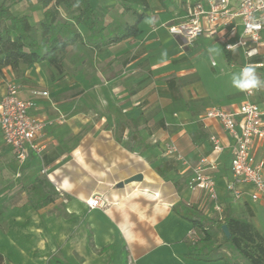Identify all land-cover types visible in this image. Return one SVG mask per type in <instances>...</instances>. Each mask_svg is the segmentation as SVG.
Here are the masks:
<instances>
[{
    "label": "crops",
    "instance_id": "1",
    "mask_svg": "<svg viewBox=\"0 0 264 264\" xmlns=\"http://www.w3.org/2000/svg\"><path fill=\"white\" fill-rule=\"evenodd\" d=\"M89 1L92 8L101 5L100 0ZM209 1L181 0V8L173 15L165 13L157 0H147L149 9L131 5L145 16L139 25L141 34L100 50L116 51L119 58L126 55L120 64L119 58L115 59L120 71L100 83L99 94L101 99L110 101L115 112L120 109L127 113L128 119H135V126L129 123L123 128L130 136L140 137L136 147L132 142H126L124 148L114 143L110 154H96L97 158L89 160L81 156L79 179H73L62 177L55 169L53 126L46 129L41 140L42 153L31 154L23 163L4 144L0 132L1 264H52V258L71 264H123V253L127 255L126 264H224L183 257L189 244L186 236L194 229L173 212V205L179 201L197 206L207 218L219 220L227 212L231 214V210L249 207L253 212L250 222L255 227L264 223L259 220V213L264 215V197L251 202L249 187L245 186L242 200L233 203L225 192L233 138L218 122L200 121L205 110L214 106L234 109L244 101L264 106V88L246 97L231 84L232 74L238 73L244 64L241 57L225 52L214 39L206 37L191 43L184 41L185 45L180 46L166 28L167 24L181 20L197 3L206 6ZM231 2L236 4V0ZM109 10L107 7V17ZM149 19L155 22L149 23ZM210 48L214 51L210 52ZM192 59L211 62L205 72L207 83L191 64ZM38 66L20 68L25 69L24 80L47 86L44 78L36 74ZM257 73L264 79V67L257 69ZM22 79L16 78L11 68L2 69L0 101L7 82L20 86L19 95L23 99L30 98V90L46 91L22 85ZM46 92L47 97L35 98L36 107L31 111L41 119H48L46 113L52 111L48 108L52 103ZM211 136L219 138L222 153L212 152ZM170 145L183 160L166 153ZM263 152L264 142L258 146V155ZM202 159L216 164L213 175L223 209L221 214L215 212L214 204L204 192L187 187ZM163 164L172 169L160 175L156 168ZM43 171L46 174L41 177ZM137 174L142 176L141 181L124 183ZM38 178L47 180L58 191L61 207L56 206V199L38 212L29 204L27 192ZM120 182L124 185L118 188ZM13 193L23 195L26 200L3 210V202ZM95 195H101L106 206L89 210L85 201Z\"/></svg>",
    "mask_w": 264,
    "mask_h": 264
},
{
    "label": "built area",
    "instance_id": "2",
    "mask_svg": "<svg viewBox=\"0 0 264 264\" xmlns=\"http://www.w3.org/2000/svg\"><path fill=\"white\" fill-rule=\"evenodd\" d=\"M168 34L191 43L199 38L214 39L223 50L237 54L245 65L256 69L264 67V0H210L206 6L197 3L179 21L166 26ZM245 93L246 97L253 96ZM20 86L14 82L5 84V94L0 101V132L4 144L11 150L18 162L23 163L31 154L40 155L44 149L41 140L52 121L31 114L37 97H47L46 91L30 90V98L19 95ZM218 122L222 130L234 140L230 159V178L226 181L225 192L233 203L242 200L244 187H249L251 202L264 197V152L258 155V146L264 142V106L244 101L234 109L210 107L200 121ZM212 152L223 151L218 137L209 138ZM168 155L183 160L174 146L166 149ZM216 164L200 160L188 180L189 189L202 191L214 204L215 212L223 209L219 202L213 172ZM45 172V171H43ZM85 204L89 210L102 209L106 201L101 195L88 198ZM195 234L190 231L188 236Z\"/></svg>",
    "mask_w": 264,
    "mask_h": 264
},
{
    "label": "trees",
    "instance_id": "3",
    "mask_svg": "<svg viewBox=\"0 0 264 264\" xmlns=\"http://www.w3.org/2000/svg\"><path fill=\"white\" fill-rule=\"evenodd\" d=\"M122 1L127 3L123 8L130 11L134 21L131 24L112 27L104 23L107 8L101 10L92 8L89 0H39L42 18L34 29L26 16H15L11 13L10 7L14 4L13 0H0V24H2L0 27V73L7 67L16 71L21 64L25 66L47 64L61 73L62 56L76 44L83 45L91 51H100L124 40L138 37L141 34L139 25L145 16L131 5L149 9V4L147 0ZM157 1L165 11L172 4V0ZM225 56L229 59L227 53ZM171 169L168 164L156 168L160 175ZM56 195L51 183L39 178L27 192L29 204L37 212L53 204ZM172 210L203 235L200 240L203 245L198 247L196 244H188V250L183 257L207 263L222 261L224 264H243L234 256L229 257L225 254L209 256L213 248L208 244L213 242L215 229L222 234L229 248L247 264H264V237L249 219L234 217L228 212L222 220L210 219L197 206L184 201L174 204ZM246 213L248 218L253 217L249 207L246 208ZM224 224L230 233L228 239L221 230ZM204 250L207 252L205 256H201ZM126 262L127 255L123 253V264ZM50 263L71 264L58 258H52Z\"/></svg>",
    "mask_w": 264,
    "mask_h": 264
},
{
    "label": "rangeland",
    "instance_id": "4",
    "mask_svg": "<svg viewBox=\"0 0 264 264\" xmlns=\"http://www.w3.org/2000/svg\"><path fill=\"white\" fill-rule=\"evenodd\" d=\"M13 1L14 4L10 7L11 13L15 16H26L30 24L36 29L37 23L40 21V14H42L41 6H36L39 0H32L34 5L29 0ZM100 1L101 5L98 6V9L101 10L105 8L103 6L107 5L110 8V16L107 17V13L104 15L105 24H110L112 27L121 26L129 24L133 20L130 11L123 8L124 4H126L123 3L124 1ZM177 8H181V0H172V4H170L166 12L160 10V8L158 9L163 11V13L173 15ZM61 17L65 18V16ZM1 26L2 24H0ZM169 41L171 42L170 39ZM117 56H119L117 52L111 49L97 52L91 51L83 45L76 44L62 56L61 73H58L56 68L47 64H41L36 67V74L44 78L43 80H45L47 86L39 85L37 81L29 83L24 80L23 73L25 69L24 71L20 69L25 68L23 64L19 65L16 71L12 70L16 78H23L21 80L22 85L44 88V90L49 92L50 98L48 100L52 105L48 108L52 111L49 114L46 113V115L48 120L52 121L55 131L53 144L54 166L62 177L67 176L68 178L79 179L81 156L89 160L90 158H97L96 154L100 156L110 154L114 143L124 148L126 142H132L133 146L136 147L135 144L140 139V137L136 139L130 136L128 132H124L123 128V125H128L129 123L135 126V119H128L127 113L120 109L115 112L109 100L100 98L99 92L102 91L100 83L120 71V67L115 66L114 63L115 59L119 58ZM125 56L119 58V64L123 58H126ZM210 63L199 59L191 60V64L200 73L205 83H207L205 72H207L208 66L211 67ZM215 65L217 66V64ZM98 141H102V143H98ZM144 141H147V139ZM45 174L46 171L45 173L40 172L39 175L44 177ZM56 192L57 195L54 197L56 206L61 207L59 193L58 191ZM25 200L26 198L23 195L13 193L3 202L2 208L6 210L11 206H18ZM231 214L234 217L250 220L247 216L246 208L231 210ZM260 219L264 220L263 213H259ZM255 229L264 237V223L255 227ZM193 231L195 234L191 235V237L187 234V243L201 247L203 243L200 240L203 235L196 229ZM214 232L213 242L210 245L208 244V246L213 248L209 252V256L214 257L217 254H225L229 257L234 256L243 264H247L236 252L229 248L219 231L214 229ZM206 252L207 250H204L201 256H205Z\"/></svg>",
    "mask_w": 264,
    "mask_h": 264
},
{
    "label": "clouds",
    "instance_id": "5",
    "mask_svg": "<svg viewBox=\"0 0 264 264\" xmlns=\"http://www.w3.org/2000/svg\"><path fill=\"white\" fill-rule=\"evenodd\" d=\"M154 22L149 19V23ZM209 51H214V49L210 48ZM163 54L166 55V53ZM231 84L235 89L251 95L254 91L264 88V79L258 75L256 67L249 64L242 67L238 73L232 74Z\"/></svg>",
    "mask_w": 264,
    "mask_h": 264
},
{
    "label": "water",
    "instance_id": "6",
    "mask_svg": "<svg viewBox=\"0 0 264 264\" xmlns=\"http://www.w3.org/2000/svg\"><path fill=\"white\" fill-rule=\"evenodd\" d=\"M174 39L180 46L185 45V42L182 41L180 38L175 37ZM141 180H142V176L140 174H137V175H134V176L128 178L124 183L139 182ZM124 183L123 182L118 183L117 187L118 188L123 187ZM221 230H222V233L224 234L225 238L228 239L230 237V233H229L228 228L225 224L221 226Z\"/></svg>",
    "mask_w": 264,
    "mask_h": 264
}]
</instances>
